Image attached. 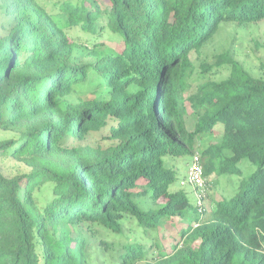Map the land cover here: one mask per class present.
I'll use <instances>...</instances> for the list:
<instances>
[{
    "label": "trees",
    "instance_id": "obj_1",
    "mask_svg": "<svg viewBox=\"0 0 264 264\" xmlns=\"http://www.w3.org/2000/svg\"><path fill=\"white\" fill-rule=\"evenodd\" d=\"M263 20L264 0H0V264H264V77L203 54ZM206 136L205 177L258 169L202 215L166 160Z\"/></svg>",
    "mask_w": 264,
    "mask_h": 264
},
{
    "label": "rangeland",
    "instance_id": "obj_2",
    "mask_svg": "<svg viewBox=\"0 0 264 264\" xmlns=\"http://www.w3.org/2000/svg\"><path fill=\"white\" fill-rule=\"evenodd\" d=\"M78 31V30H77ZM81 40H85L86 37L82 34L78 35ZM233 48L236 55V59L240 64L251 72L254 76L264 77V20L248 25H235L229 24L223 26L219 34L216 36L213 44L205 51V54L212 55L214 52H221ZM191 59L195 62L197 60V54L195 52L191 53ZM228 76V73L214 77L217 81H222ZM196 77L190 81L189 88L186 92L187 95L194 93L197 89L198 82H196ZM86 96L73 95L68 98L70 103H80L86 100ZM194 120L191 115L187 118V128L193 130ZM99 143L101 146L109 145L110 142L102 140L99 137ZM210 136L204 137L203 143H200L199 150H203L208 146L209 142L216 143L218 139H210ZM91 144H95V140L91 139L89 141ZM97 143V141H96ZM207 144V145H206ZM189 164H191V157L179 158V159H167L166 166L176 172L177 182L171 188L172 192L185 191L188 194V198L191 202L197 201V194L202 196L203 206L207 209L208 214L219 201H230L235 199L243 189L250 183L251 177L255 174L258 169L257 163L250 160L248 157H243L236 164V167L240 170L238 173L223 174L218 175L212 173L210 176H206V185L203 189L194 187L192 184H187L185 186L181 185L182 180L185 179L189 170ZM13 167V168H12ZM16 163L9 160L6 162L5 170L11 171L17 169ZM200 190H202L200 192ZM141 204L144 208H156L157 204L147 201L145 199L141 200ZM177 238V237H176ZM186 239V238H185ZM170 239L168 242H171ZM144 264V263H140Z\"/></svg>",
    "mask_w": 264,
    "mask_h": 264
},
{
    "label": "built area",
    "instance_id": "obj_3",
    "mask_svg": "<svg viewBox=\"0 0 264 264\" xmlns=\"http://www.w3.org/2000/svg\"><path fill=\"white\" fill-rule=\"evenodd\" d=\"M203 165L201 162L200 154L196 153L193 157L192 164L187 173V176L182 180V185L184 184H193L199 188L204 186V177H203ZM198 205L201 206V202H198ZM204 212V210H202Z\"/></svg>",
    "mask_w": 264,
    "mask_h": 264
},
{
    "label": "clouds",
    "instance_id": "obj_4",
    "mask_svg": "<svg viewBox=\"0 0 264 264\" xmlns=\"http://www.w3.org/2000/svg\"><path fill=\"white\" fill-rule=\"evenodd\" d=\"M196 153H199L200 154V158H201V162H202V165H203V170H204V172H203V177H204V186L202 187V188H199V187H197V186H194L193 184V186L194 187H196V188H199V189H203L204 187H205V185H206V178H205V169H204V164H203V161H202V154H201V152H200V150H196V152L192 155V157H191V164H192V160H193V157H194V155L196 154ZM191 164H189L188 166H189V169H190V166H191ZM189 171V170H188ZM181 185H182V182H181ZM185 185H187V184H184V185H182V186H185ZM202 190H200V192H201ZM197 201L195 202L196 203V205L198 206V208H199V210H200V212L202 213V215H206V211H207V209L203 206V200H202V196L198 193L197 194ZM198 202H201V206H199L198 205ZM202 210H204V212H202Z\"/></svg>",
    "mask_w": 264,
    "mask_h": 264
}]
</instances>
